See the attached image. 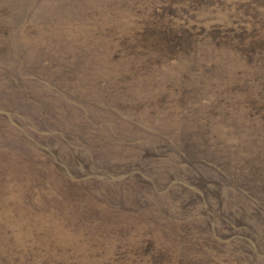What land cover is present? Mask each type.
Masks as SVG:
<instances>
[{
  "label": "rangeland",
  "instance_id": "obj_1",
  "mask_svg": "<svg viewBox=\"0 0 264 264\" xmlns=\"http://www.w3.org/2000/svg\"><path fill=\"white\" fill-rule=\"evenodd\" d=\"M0 264H264V0H0Z\"/></svg>",
  "mask_w": 264,
  "mask_h": 264
}]
</instances>
